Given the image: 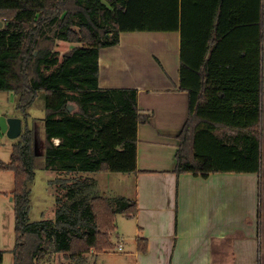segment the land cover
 <instances>
[{
    "label": "trees",
    "instance_id": "obj_1",
    "mask_svg": "<svg viewBox=\"0 0 264 264\" xmlns=\"http://www.w3.org/2000/svg\"><path fill=\"white\" fill-rule=\"evenodd\" d=\"M0 19V91L13 92L23 114L11 160L0 161V170L15 176L14 264H40L51 253L88 264V254L113 248L117 215L137 213L136 199L112 202L86 182L74 186L73 177H57L51 183L68 191L57 198L55 219L30 220L29 186L38 168L139 171L138 124L148 117L139 110L138 91L99 85L100 49L118 44L122 32L181 34L189 116L178 136L175 171L207 177L260 170L261 0H0ZM61 39L76 43L62 60ZM40 91L44 119L28 113ZM70 102L77 105L72 112ZM95 105L102 114L92 111ZM218 123L240 129L235 139L242 147L218 136ZM146 249L144 242L140 250Z\"/></svg>",
    "mask_w": 264,
    "mask_h": 264
},
{
    "label": "crops",
    "instance_id": "obj_2",
    "mask_svg": "<svg viewBox=\"0 0 264 264\" xmlns=\"http://www.w3.org/2000/svg\"><path fill=\"white\" fill-rule=\"evenodd\" d=\"M261 7L264 15V0ZM262 35L260 170L207 177L175 171L178 136L189 116V93L180 82V32H122L118 44L100 49L99 85L136 88L139 110L148 117L138 124L139 171L124 173V181L135 177L137 213L124 214L134 224L121 221L124 229L117 221L114 231L119 242L113 250L124 248L123 236L134 239L126 264H264V28ZM217 125L227 144L242 147L235 139L240 129Z\"/></svg>",
    "mask_w": 264,
    "mask_h": 264
},
{
    "label": "rangeland",
    "instance_id": "obj_3",
    "mask_svg": "<svg viewBox=\"0 0 264 264\" xmlns=\"http://www.w3.org/2000/svg\"><path fill=\"white\" fill-rule=\"evenodd\" d=\"M111 34V33H110ZM112 36V35H111ZM111 38V37H110ZM76 43L61 39L58 41L57 52L60 60L67 54ZM263 60V52L261 56ZM262 62V61H261ZM263 63H261L262 68ZM54 68V67H52ZM52 69H50L51 71ZM49 71V72H50ZM18 97L13 92L0 91V117L3 115L9 116L12 114L21 115L22 112L17 109ZM92 111L102 114L100 109L96 105L92 108ZM28 113L32 117L44 119L46 114V94L40 91L35 102L28 108ZM31 117V118H32ZM19 138H11L6 133L0 131V161L9 162L13 153V146L18 143ZM124 173L122 172H76L70 173L66 170H60L58 167L51 169H37L33 181L30 183L31 190V203H30V220H45L55 219L57 214V198H65L67 188H63L60 184H52L51 180L57 177H73L70 180V184L74 186H81L86 182L87 187L90 186V190L94 193L103 195L115 200L126 197L134 199L136 192V183L134 176L130 174L129 178L124 181ZM79 183H76V182ZM73 182V183H72ZM82 182V183H80ZM15 185V177L13 171L0 170V190L5 191L0 195V250L10 249L15 245V210L14 203L11 200L13 196L12 190ZM84 187V186H83ZM119 221L122 228H126L125 221L133 226V221L128 220L124 214H118L116 222ZM129 224V225H130ZM123 233V231H120ZM122 235H120L121 237ZM112 242L117 244L119 237L116 232H113L111 236ZM124 239V240H123ZM121 240L123 243V249H110L105 252L96 254L95 258L88 254V264H126L125 254L131 250V243L134 242L133 238L124 237ZM118 248V247H117ZM57 264L63 262L64 264H76L72 259L65 257L63 254L51 253L40 264ZM1 264H14L13 252L7 251L4 255V260Z\"/></svg>",
    "mask_w": 264,
    "mask_h": 264
},
{
    "label": "water",
    "instance_id": "obj_4",
    "mask_svg": "<svg viewBox=\"0 0 264 264\" xmlns=\"http://www.w3.org/2000/svg\"><path fill=\"white\" fill-rule=\"evenodd\" d=\"M4 25L0 19V28ZM68 109L70 112L77 109V105L74 103H68ZM0 131L6 133L11 138H19L23 132V119L18 116H6L0 117ZM38 149V145H36Z\"/></svg>",
    "mask_w": 264,
    "mask_h": 264
},
{
    "label": "built area",
    "instance_id": "obj_5",
    "mask_svg": "<svg viewBox=\"0 0 264 264\" xmlns=\"http://www.w3.org/2000/svg\"><path fill=\"white\" fill-rule=\"evenodd\" d=\"M55 143L58 144L59 143V139H55ZM120 247L122 248L121 245H120Z\"/></svg>",
    "mask_w": 264,
    "mask_h": 264
}]
</instances>
